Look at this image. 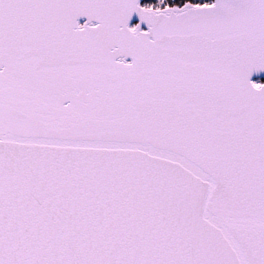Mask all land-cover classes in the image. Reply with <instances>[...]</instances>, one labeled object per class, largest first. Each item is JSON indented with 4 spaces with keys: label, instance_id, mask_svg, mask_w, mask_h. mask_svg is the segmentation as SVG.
Returning a JSON list of instances; mask_svg holds the SVG:
<instances>
[{
    "label": "snow or ice",
    "instance_id": "6c2138e0",
    "mask_svg": "<svg viewBox=\"0 0 264 264\" xmlns=\"http://www.w3.org/2000/svg\"><path fill=\"white\" fill-rule=\"evenodd\" d=\"M0 264H264V0H0Z\"/></svg>",
    "mask_w": 264,
    "mask_h": 264
}]
</instances>
